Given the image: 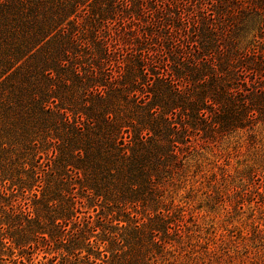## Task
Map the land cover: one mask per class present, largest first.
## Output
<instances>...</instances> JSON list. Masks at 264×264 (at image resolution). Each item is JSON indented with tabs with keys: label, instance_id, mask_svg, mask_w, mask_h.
I'll list each match as a JSON object with an SVG mask.
<instances>
[{
	"label": "trees",
	"instance_id": "1",
	"mask_svg": "<svg viewBox=\"0 0 264 264\" xmlns=\"http://www.w3.org/2000/svg\"><path fill=\"white\" fill-rule=\"evenodd\" d=\"M242 1L0 0V264H192L175 201L202 144L245 145L258 194L264 0ZM242 255L264 264L259 225Z\"/></svg>",
	"mask_w": 264,
	"mask_h": 264
},
{
	"label": "rangeland",
	"instance_id": "2",
	"mask_svg": "<svg viewBox=\"0 0 264 264\" xmlns=\"http://www.w3.org/2000/svg\"><path fill=\"white\" fill-rule=\"evenodd\" d=\"M191 1L188 8L193 10L194 0ZM202 1L207 7L205 11L212 15L217 11L216 0ZM248 2L243 0L240 5ZM241 25H244L241 38L247 37L245 42L258 33L255 21L250 24L245 21ZM227 144L216 147L219 151L216 157L211 154L212 148L201 145L204 149L198 161L201 171L197 172L196 166L191 169V172L194 169V190H181L175 201L183 206L181 224L187 235L184 246L187 250L193 248L192 264L236 263L238 257H243L245 244L249 245L252 239L254 225L264 231V187L259 188L258 194L243 195L248 188H239L236 176L243 161L248 159L247 149L245 145L237 149L233 143L225 147Z\"/></svg>",
	"mask_w": 264,
	"mask_h": 264
}]
</instances>
